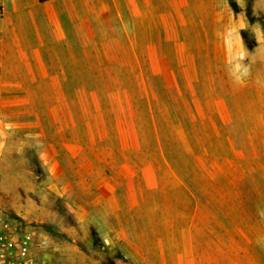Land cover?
<instances>
[{"label": "rangeland", "instance_id": "374dc122", "mask_svg": "<svg viewBox=\"0 0 264 264\" xmlns=\"http://www.w3.org/2000/svg\"><path fill=\"white\" fill-rule=\"evenodd\" d=\"M107 13V47L126 53L48 64L56 78L0 94V210L47 234L48 264H264L261 70L223 117L173 52L226 28L252 46L264 13L251 0H107Z\"/></svg>", "mask_w": 264, "mask_h": 264}, {"label": "crops", "instance_id": "0c3cea01", "mask_svg": "<svg viewBox=\"0 0 264 264\" xmlns=\"http://www.w3.org/2000/svg\"><path fill=\"white\" fill-rule=\"evenodd\" d=\"M251 1L253 9L264 13V0ZM111 17L107 13V0H0V94H9L11 87L24 89L36 84L41 87L42 80L56 78L48 64L104 63L110 62L107 57L111 54L122 56L126 51L120 44H115L112 51L107 47L106 22L115 20ZM118 20L122 21L120 13ZM227 30L224 36H219L216 29L203 38L195 35L192 42L186 41L183 35L184 41L173 46L174 60L188 64V72H193L189 78L205 81V90L200 94L210 95L223 117L228 112L225 98L243 93L246 85L243 79L251 68L254 72L261 70V76L256 78L261 83L253 87L256 93H264V39L246 46L236 36L241 28ZM158 38L169 41L170 37L165 30ZM163 43L156 47L161 56L165 55ZM166 43L168 47L169 42ZM152 48L145 46L147 56ZM259 51L261 58L255 56ZM113 61L119 62L122 58ZM198 63L202 65L200 76L198 67L190 66ZM16 71L29 72L30 76L11 77L10 72ZM34 80L39 81L34 83ZM192 92L199 94L197 88Z\"/></svg>", "mask_w": 264, "mask_h": 264}, {"label": "built area", "instance_id": "2783aa9c", "mask_svg": "<svg viewBox=\"0 0 264 264\" xmlns=\"http://www.w3.org/2000/svg\"><path fill=\"white\" fill-rule=\"evenodd\" d=\"M48 247L41 228L14 221L0 210V264H48L40 255Z\"/></svg>", "mask_w": 264, "mask_h": 264}, {"label": "trees", "instance_id": "16d2710c", "mask_svg": "<svg viewBox=\"0 0 264 264\" xmlns=\"http://www.w3.org/2000/svg\"><path fill=\"white\" fill-rule=\"evenodd\" d=\"M41 2H44V1H46V0H40Z\"/></svg>", "mask_w": 264, "mask_h": 264}]
</instances>
